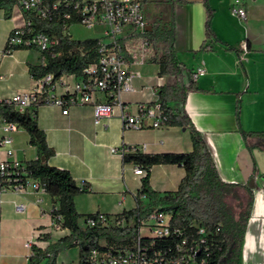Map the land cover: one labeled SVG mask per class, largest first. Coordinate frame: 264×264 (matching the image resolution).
Here are the masks:
<instances>
[{
    "label": "crops",
    "instance_id": "1",
    "mask_svg": "<svg viewBox=\"0 0 264 264\" xmlns=\"http://www.w3.org/2000/svg\"><path fill=\"white\" fill-rule=\"evenodd\" d=\"M141 2L148 27L155 22L174 23V48L184 70L180 76L158 75V65L151 62L155 53L152 45L143 37L125 38L135 87V91L121 94L125 110L136 113L137 105L153 101L162 85L185 82L188 74L203 69L182 109L204 137L219 177L235 184L240 197H250L239 264H264V0H239L245 7V18L232 13L236 0ZM207 7L212 11L209 27ZM23 25V13L16 5L10 17L0 8V99L29 89L33 77L28 65L45 63L36 50H5L11 31ZM169 105L175 110L180 108L176 102ZM120 113V107L114 106L104 124H97L90 104L70 106L66 114L55 105L37 107L36 121L54 149L47 163L68 170L80 187L87 188L74 197L81 215H117L135 207L142 176L134 172L133 164L123 163L124 147L144 144L143 153L189 152L193 148L188 126L124 129ZM12 137L15 158H37L24 128L18 126ZM184 174L183 166L178 164L153 165L149 184L159 194L174 191ZM17 204L22 205L20 211L16 210ZM53 206L58 203L47 192L26 188L2 193L0 264H30L31 249L25 247L26 240H33L32 247L46 249L69 234L63 226H52ZM78 223L82 224V217ZM61 252L56 264H67L58 263Z\"/></svg>",
    "mask_w": 264,
    "mask_h": 264
},
{
    "label": "built area",
    "instance_id": "2",
    "mask_svg": "<svg viewBox=\"0 0 264 264\" xmlns=\"http://www.w3.org/2000/svg\"><path fill=\"white\" fill-rule=\"evenodd\" d=\"M16 6L23 13L24 25L14 28L7 39L6 51L17 46L35 49L40 54L50 53L52 57L58 39L36 29V21H50L57 16L70 19L73 15L78 23L64 24L62 33L70 39L69 27L80 24L86 28H102L97 39V60L84 67L81 74H65L58 78L46 73L33 78V85L7 98L0 99V105L10 106L19 113L35 116L37 107L50 104L59 107L63 114L70 106L90 104L93 108L95 123H103L111 116L114 106L121 109L120 119L124 129H148L166 126L167 112L157 97L150 102L137 105L136 113L127 112L121 100L122 93L135 91L130 62L124 48L127 37H143L148 28L145 7L141 0H17ZM61 8L68 12L60 11ZM232 13L245 18V7L236 0ZM144 38V37H143ZM145 39V38H144ZM146 41V40H145ZM43 61L46 62L44 57ZM204 73L197 68L190 74L195 81ZM18 124L7 120L0 112V197L5 191L21 192L30 188L35 192H46L39 180L27 174L26 162L14 157L12 133ZM144 144H131L122 149L124 152L141 151ZM111 151L115 152L114 148ZM134 172L143 176L145 171L134 166ZM264 187V183H263ZM146 200L145 196H140ZM21 204L16 205L20 211ZM51 208L52 226L62 227V216L54 214ZM172 212L154 205L143 217L138 219L136 234L131 241L120 247L107 246L94 248L88 252L87 259L92 264H217L214 253L217 248L215 235L217 227L210 228L198 220H192L185 227L172 223ZM131 218L125 215L92 213L82 218V227L124 228ZM31 249L33 240L24 242Z\"/></svg>",
    "mask_w": 264,
    "mask_h": 264
},
{
    "label": "trees",
    "instance_id": "3",
    "mask_svg": "<svg viewBox=\"0 0 264 264\" xmlns=\"http://www.w3.org/2000/svg\"><path fill=\"white\" fill-rule=\"evenodd\" d=\"M175 2L177 0H168ZM17 0H0V8L5 16L10 17ZM60 11L68 12L61 8ZM212 11L207 7V27H209ZM78 23L73 15L70 19L57 16L50 21H36V29L54 34L57 45L52 49L58 53L52 57L50 53L42 52L41 57L46 60L39 65H28L29 74L38 78L46 73H53L55 78L65 74H81L84 67L97 60V39L83 40L70 39L62 33L64 24ZM146 42L151 44L155 53L151 62L158 65V75H176L183 73V68L177 58L174 40V23H152L144 33ZM158 46L161 47L160 52ZM17 46L15 49H26ZM127 59L131 58L126 52ZM195 89L190 74L185 82L175 85H162L158 91V99L165 106L167 112L166 125L188 126L193 148L189 152H158L143 153L141 151L124 152L123 163H131L145 171L141 178V185L136 195L134 208L123 211L117 215L131 218L129 226L124 228H96L82 227L79 218L90 215H81L74 205V197L87 190L80 187L68 170L51 166L47 159L54 154V149L46 142L45 132L36 121L35 116L29 113H19L10 106L1 104L0 112L9 121H13L24 128L29 136V144L37 150V158L26 162L27 174L40 181L45 191L53 197L58 206L54 214L62 216V226L69 230V234L51 243L46 249L33 246L34 255L30 256V264H39L45 257V264H56V256L60 251L77 246L78 261L67 264H92L87 259L88 252L94 248H103L101 241L114 248L128 244L136 234L138 219L145 216L154 205H161L163 210L172 212V223L185 227L188 222L198 220L207 227H217L215 241L218 244L214 253L217 264H239V250L245 232L250 212V197H240L235 184L224 182L217 172L211 151L202 136L190 123L182 106L186 95ZM169 102L180 104L179 110L173 109ZM238 115V108H237ZM157 164H178L183 166L185 174L174 191L159 194L151 189L149 184V171L151 166ZM145 196L146 200L140 198ZM236 200L233 205L229 198ZM229 251V253H228Z\"/></svg>",
    "mask_w": 264,
    "mask_h": 264
},
{
    "label": "rangeland",
    "instance_id": "4",
    "mask_svg": "<svg viewBox=\"0 0 264 264\" xmlns=\"http://www.w3.org/2000/svg\"><path fill=\"white\" fill-rule=\"evenodd\" d=\"M69 33L72 39L83 40L86 38H98L102 35V28H86L80 24H74L69 27ZM31 53H36L35 49H29ZM233 205H236L237 202L233 198H229ZM101 244H105L104 241H101ZM78 247L73 246L68 249H65L57 257L58 263H76L78 260ZM48 260V257H45L39 264H45Z\"/></svg>",
    "mask_w": 264,
    "mask_h": 264
},
{
    "label": "water",
    "instance_id": "5",
    "mask_svg": "<svg viewBox=\"0 0 264 264\" xmlns=\"http://www.w3.org/2000/svg\"><path fill=\"white\" fill-rule=\"evenodd\" d=\"M228 253H229V251H228Z\"/></svg>",
    "mask_w": 264,
    "mask_h": 264
}]
</instances>
